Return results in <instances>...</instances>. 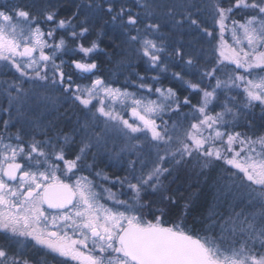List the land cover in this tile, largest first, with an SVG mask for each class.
Wrapping results in <instances>:
<instances>
[{
    "label": "snow or ice",
    "instance_id": "1",
    "mask_svg": "<svg viewBox=\"0 0 264 264\" xmlns=\"http://www.w3.org/2000/svg\"><path fill=\"white\" fill-rule=\"evenodd\" d=\"M109 31L151 70L167 73L166 61L178 62L182 71L171 75L197 102L155 86L158 75L114 87L94 56ZM191 69L196 82L183 74ZM260 73L264 0L0 6V94L8 101L0 112L9 117L0 128V264H33L25 241L58 264H264V124L235 131L253 128L246 113L256 105L264 121ZM101 163L124 174L109 175ZM189 165L212 190L200 230L187 223L195 194L172 187ZM225 205L228 216L217 211Z\"/></svg>",
    "mask_w": 264,
    "mask_h": 264
},
{
    "label": "trees",
    "instance_id": "2",
    "mask_svg": "<svg viewBox=\"0 0 264 264\" xmlns=\"http://www.w3.org/2000/svg\"><path fill=\"white\" fill-rule=\"evenodd\" d=\"M11 2L15 4H26L29 3V0H11ZM82 0H75V3H81ZM62 3L70 5L71 6V0H62ZM72 11H75L74 6H72ZM71 15V11H62L60 14V18H65L67 16ZM82 18V17H81ZM101 25H96V31H94L89 37V40L97 39L96 32L100 30ZM71 31V29H69ZM61 35L64 33L61 32ZM100 41V48L104 51L97 52L94 54L95 58L98 60V62H101V67L104 71L105 77L109 80L110 78L115 79L119 78V76L125 78V73L123 74L120 70L121 69H127V71L130 72V76L127 79L136 81L137 80V74L139 75H146L148 71L147 68L144 65L143 60L138 59L135 55L131 53V51L126 50V46H122L120 44V40L115 37V35L109 31L107 35L101 36L99 38ZM71 43H69V47H71ZM119 46V47H117ZM171 50V49H169ZM67 57L70 59V54L67 55ZM123 62V63H122ZM67 68V67H66ZM67 70V69H66ZM133 70V74L132 71ZM162 79H167L166 76L163 74ZM172 77V76H171ZM170 78V76H169ZM173 79V77H172ZM173 82V81H172ZM172 84V83H171ZM173 86L175 85L177 90L182 93V95H185V92L180 90V85L178 82H173ZM8 101L4 97H2V94H0V108L5 107L7 105ZM261 113L258 115V109L257 107H252L249 110V113L246 114V117L248 120H250L253 124L252 129H245L244 127H238L235 130L236 131H248L249 134H251L252 131L261 130L260 125L264 124V121H261L260 119ZM241 125L244 123V119H241ZM67 131V129H65ZM190 173H191V165L188 166ZM105 171H107L109 174V167H104ZM221 172V168L218 166L215 170L211 172V176L215 178L217 175H219ZM112 175V173L110 174ZM200 180H203V177H199ZM197 177L194 173H191L189 176L181 175V178L172 185V187L175 189L176 187H180L181 193L188 197L190 194H195L192 196V208L190 210V215L187 217V223L190 227H195L197 230H200L204 227L205 224H207V221H204L202 224L201 221L204 220V217L208 214L209 205L212 204V190L204 184H197L196 183ZM211 182V181H210ZM185 200L180 201V210H182V206L185 203ZM244 207V205L238 206L235 211H240V208ZM217 211L224 213L225 216L229 215V210L227 208V205L220 207L217 209ZM251 211V209H249ZM179 210L174 211L173 216L178 215ZM172 217L170 216V219ZM195 221V223H193ZM219 229L216 230V233H210V234H218ZM203 234V233H201ZM0 243H3V234H0ZM33 261V264H36L37 261H40L41 259H45L48 264H58V261L51 260L50 258H28ZM72 264H75L72 262Z\"/></svg>",
    "mask_w": 264,
    "mask_h": 264
},
{
    "label": "rangeland",
    "instance_id": "3",
    "mask_svg": "<svg viewBox=\"0 0 264 264\" xmlns=\"http://www.w3.org/2000/svg\"><path fill=\"white\" fill-rule=\"evenodd\" d=\"M5 4H8V5H14L11 0H0V6H3ZM250 13L246 10L244 11H238L234 14L233 16V19H237V20H243L244 17H246L247 15H249ZM229 27H231V22L229 21ZM225 39L228 41L229 44H232L233 41L231 39V34L230 33H226L225 34ZM205 49H207L208 51H206L205 53V56L206 58H212V53L210 51V46L205 44L204 45ZM62 59L64 60H69V58L67 57V55H63L61 57ZM166 63H168V72L167 73H161L158 69L157 70H151L149 69V66L147 65L146 62H144V65H146L145 67H148L146 71L147 74L146 75H143V76H159L160 77V82L159 84L155 85V86H163V87H173L175 88L176 90L178 88L175 87V85L173 86V82H175L174 79H172V73L173 72H180L182 71V66H177V63L178 62H168L166 61ZM211 66V65H210ZM67 69V68H66ZM232 70V66H229L227 68V71H231ZM123 74L125 73V78L119 76V78H116L113 79V78H110L109 80L110 81H113V86L114 87H126L128 86V83H130L131 81L133 80H127L130 76V72L127 71V69H121L120 70ZM132 74H133V70L131 71ZM189 72H196L195 69H191V70H184L183 71V74L185 75V79H190L192 80L193 82H196L197 78H198V72L196 73V75H190ZM165 75L167 79H162V75ZM261 75H264V73H260ZM255 75V73H254ZM170 76V78H169ZM5 78H12L11 77V73H9V76L8 77H5ZM75 78V77H74ZM173 81V82H172ZM78 83H87L88 81L86 80H77ZM150 82V81H148ZM179 83V85L181 86L180 87V90H182L183 92H185V95L184 96H189V98L192 100V103L195 104L197 102V99L198 97H196L194 94H191L188 90H186L184 88V86L179 82V81H176ZM136 83H140L139 80H136ZM172 83V84H171ZM212 83H215V81H212ZM129 91H136V88L135 87H130L129 88ZM178 94L180 95V98L181 100L184 98V96L182 95V93L180 91H178ZM232 96H236L237 97V100L238 102H242L243 101V97H242V94H238L236 91H233L230 93ZM2 97H4L5 99L6 96L2 94ZM152 99H155V96L151 97ZM220 99L223 100L224 99V94H220ZM8 107V103L5 107H1V108H7ZM255 107V106H254ZM257 109H258V115L261 113V108L259 107V105H256ZM219 107L217 106L214 111H219ZM190 109L189 108H183L182 109V112H189ZM249 111L246 113L248 114ZM13 115H15V112L13 111ZM8 115L6 113H3V112H0V128H2V120L3 119H8ZM73 119H75V117H73ZM165 119H167V117H165ZM175 119V117H174ZM20 127L19 124H17L15 127H12L9 129L10 132H16L17 129ZM236 131V130H235ZM37 138H40V137H37ZM100 168H103L105 167V164L104 163H101L99 165ZM105 171V169H104ZM107 172V171H105ZM109 172L110 174H115V175H123L124 173L119 169V168H115V167H109ZM108 173V172H107ZM109 174V173H108ZM109 174V175H110ZM106 187H111V185H105ZM113 191H116V189H113ZM20 247V244L18 243H15L13 244V248H19ZM24 251H25V254H26V257L27 258H50L51 260H53L52 258V255H46V250H38V249H34L33 246H32V243L29 242V241H25L24 242ZM54 261H58V260H54ZM75 263V262H73Z\"/></svg>",
    "mask_w": 264,
    "mask_h": 264
}]
</instances>
